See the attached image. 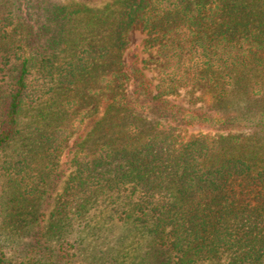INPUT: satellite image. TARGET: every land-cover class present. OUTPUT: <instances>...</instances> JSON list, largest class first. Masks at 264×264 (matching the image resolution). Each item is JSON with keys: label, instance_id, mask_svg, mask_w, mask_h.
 <instances>
[{"label": "trees", "instance_id": "trees-1", "mask_svg": "<svg viewBox=\"0 0 264 264\" xmlns=\"http://www.w3.org/2000/svg\"><path fill=\"white\" fill-rule=\"evenodd\" d=\"M52 179L54 246L0 264L116 224L141 264H264V0H0V190Z\"/></svg>", "mask_w": 264, "mask_h": 264}, {"label": "rangeland", "instance_id": "rangeland-1", "mask_svg": "<svg viewBox=\"0 0 264 264\" xmlns=\"http://www.w3.org/2000/svg\"><path fill=\"white\" fill-rule=\"evenodd\" d=\"M142 39L143 34L139 29L132 30L128 36L129 48L138 46ZM140 53L142 59L148 57V54ZM66 173L70 174L69 171ZM63 187L64 180L53 179L47 185L36 186L39 194L24 196L18 200L21 208L13 211L15 208H9V202L13 199L15 187L11 182L3 183L0 190V254L7 260L20 261L36 241H40L45 247L54 246L47 231L50 223L59 218L57 211L63 201ZM18 195L16 192V196ZM6 214L10 216L6 218ZM103 228L93 235L84 227L68 234L63 253L69 256L76 254L75 261L80 264H141L145 252L142 235L120 224Z\"/></svg>", "mask_w": 264, "mask_h": 264}]
</instances>
